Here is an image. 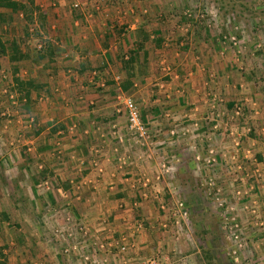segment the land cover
Listing matches in <instances>:
<instances>
[{"label":"crops","instance_id":"1","mask_svg":"<svg viewBox=\"0 0 264 264\" xmlns=\"http://www.w3.org/2000/svg\"><path fill=\"white\" fill-rule=\"evenodd\" d=\"M51 1H47L45 8L38 6L45 15V32L37 27V33L43 35V48L52 50L54 88L59 93V98L52 97L51 106L54 119L50 120L56 123L49 124L48 130L55 129L53 137L60 135V144L71 160L65 165L58 163L61 170L54 165L61 174H54L55 170L46 164L49 157L42 162L45 168H40L44 175L49 171L58 181L53 183V190L68 195L76 183L75 188L87 192V200L74 203L78 215L74 220H80L91 233L101 231L105 237L110 233L118 237L131 230L128 235L132 259L123 256L122 261L117 260L116 251L108 252L110 264H128L133 259L137 263V257H153L164 244L171 250L173 242L164 229L169 226L167 211L162 215L159 208L162 201H169L168 195L174 188L172 177L189 176L191 172L202 178L212 174L229 198L236 199L227 182L231 179L232 169L227 163L231 154L225 151L232 143V132L242 137L245 158L241 157L244 168L239 175L245 178L237 187L250 194L257 191L249 201L264 214V189L256 185L259 181L255 179L258 173L264 178L262 61L254 59L252 53L249 55L250 50L227 48L218 36L221 28L189 22L184 14L187 6H183L188 0H102L100 11H96L94 3L71 11L67 0H54L53 4ZM114 2L117 6L112 5ZM19 16L23 17V13ZM184 19L187 23L182 22ZM118 77L121 83L117 82ZM120 92L132 97L141 110L149 131L145 146L139 145L129 131L127 112L118 101ZM239 104L244 105L245 116L230 119ZM214 105L226 115L219 118ZM40 115L43 117L44 113L41 111ZM23 126V122L21 128L28 125ZM71 129L75 133L69 135ZM40 138H45L41 143L46 144L45 131L25 144L37 145ZM82 147H87L88 155ZM195 147L202 157L207 155L208 148L215 147L218 163L210 170L204 166L201 170L195 160ZM14 152L26 172L29 158L20 151ZM123 157L127 158L126 166L120 162ZM163 163L173 169L158 182ZM146 176L152 181L148 186L144 183ZM135 194H139V204L133 211ZM246 215L241 216V223L250 230L253 226L249 225L264 221V217ZM44 222L48 224L47 219ZM253 236L264 244V230L258 234L254 231ZM26 247L21 253L16 252L21 264H53L55 259L58 264L68 263L60 248L41 256L36 247L34 253ZM4 254L8 264H13V252L10 256L7 251ZM76 254L70 256L73 264L81 260ZM35 258L40 262H34ZM166 258L169 260H163Z\"/></svg>","mask_w":264,"mask_h":264},{"label":"rangeland","instance_id":"2","mask_svg":"<svg viewBox=\"0 0 264 264\" xmlns=\"http://www.w3.org/2000/svg\"><path fill=\"white\" fill-rule=\"evenodd\" d=\"M28 1L30 0H25L24 3ZM47 1L50 2V0H34V18L39 23L37 25L33 21L29 26H25V19L20 17L19 14L13 17L14 21L11 24L0 21V38L3 44L9 48L10 42L17 41L21 50L28 56L26 59L17 61L11 59V53L0 56V211H6L12 216L11 225L4 224L3 231L0 233V248L5 247V251H7L9 256L14 254L13 264H21V259L17 253H21L25 246H27V251L31 250L33 253L36 247L40 253L42 252L41 256L44 252L52 251L54 248L59 249L69 242L72 243L69 249L76 247L74 253H77L78 258H81L80 255L83 253H89L94 257H102L104 252L100 251L99 243H96L97 240L92 237L101 235V231L92 232L90 236H84L78 230L81 224L80 220H74L78 218L75 213L76 207L74 203L84 202V199L87 200V192L82 188L79 190L75 188L76 183L72 184L74 191H71L68 195L64 192L60 193L58 190L55 191L53 190V183L57 184L58 181L55 177L50 176L49 171L44 175V170H41L42 167L45 168L44 164H42L44 160L46 161L45 157H49L46 164L50 165L54 170V165L57 166L56 169L59 168L61 170L62 166H58V163L65 165L71 160L70 154L60 144V135L53 137L55 129L48 130L49 124L56 123V121L50 120L54 119V112L51 106L54 102L52 97L59 98V93L56 90L58 88H54L55 77H53L54 73L52 74V69H54V66L51 65L53 63L52 57L48 55L46 48H42L44 50L39 49L44 39L40 32L37 33V27L40 26L43 32L45 30L36 17L40 14L37 7L42 5L45 8L44 5L47 4ZM74 1L67 0V5L70 6L71 11V5ZM77 1L89 4L93 3L94 0ZM110 2H108L109 5H111ZM112 5L117 6L115 2ZM183 6H187L185 9L195 11V14L206 12V17L200 22L210 25L212 28L214 25L221 28V34L218 36H220L219 38L222 39L227 48H233L230 38L235 35L242 41L240 51L241 49L245 52L250 50L247 53L249 55L252 53L254 55L253 58L261 60L264 66V50L259 49L257 46L260 43L264 46V0H188ZM180 9H183V7L181 6ZM2 12L8 13L9 10L2 9L0 13ZM182 22L187 23L185 19ZM245 48L247 49L245 50ZM42 53H47L45 61H39L38 57ZM17 79L21 80L22 83L34 81L36 84L45 86L43 91L32 92L31 97L35 102V109L32 112L23 111L21 92L16 85ZM41 111L44 113L43 117L40 115ZM22 113H28L30 116L23 117ZM19 121L21 122L20 126L18 125L19 127L16 126L15 128L14 125L18 124ZM23 122L25 127L28 125L26 129L21 128ZM44 131L46 144L41 143L45 138H40V142L37 145L36 143L29 144V146L25 144L26 140L34 141V138H37ZM72 133H75L74 129L69 130V135H72ZM81 149L85 152V156L89 154L87 147H82ZM231 150L229 143L225 151L230 155ZM14 151H20V154L29 158L30 167H27L26 172L23 170L21 158L19 159L15 156ZM195 151L197 154L198 149H195ZM244 159H241L238 164L244 166ZM196 163L200 165L201 170H203V166L209 170L215 166H207L197 160ZM227 163L230 164L233 170L232 164L230 162ZM176 164L178 166L182 163H174L173 165L176 166ZM99 165L98 162L96 166ZM232 170H230L231 179L227 182H229L231 193L234 192L235 200L229 198L228 194L225 193V189L220 185L218 178L212 174L202 178L191 172L189 176L172 177L170 181L173 179V191L170 195L167 194L169 201L164 200L161 202L159 211H167L166 221L169 224L167 232H169L173 247L168 250L167 245L164 244L163 248L159 251L156 250V254L153 257L148 255L142 259L139 257L141 260L137 257V263L133 259V262L129 261L128 264H146L150 259H157L160 264H264V251L261 252L264 249L263 241L259 238L255 239L253 236L254 231L255 234H258L260 230H264V226L257 225V223L249 225L253 226L254 231H252L253 229L250 230L248 226L241 223L243 214L245 216L248 214V217L251 215V212L245 209L246 205H251L250 196L258 193L256 191L250 194L244 189H239L237 187L238 184L242 183L243 178H245L239 176L243 170L238 173V176H235ZM53 172H55L54 174H61V172L56 170ZM257 175L255 179L259 182H256V185H262L264 189V178L261 173ZM45 180L53 191H44L37 187L38 183H44L46 182ZM211 181L213 182V187L208 185ZM63 183L61 182L60 185L63 186ZM217 190H220L218 197L226 200L223 208L218 207V202H216ZM238 191L242 192L241 195L237 194ZM231 193L230 197L232 198L233 195ZM135 196V199L132 198L133 211L139 204L137 198L139 194H135ZM177 200L185 203L190 214L189 226L184 227L183 231L179 232L173 228V221L170 219ZM161 206H164V209ZM262 213L263 211L258 212L256 209L254 215L261 218L264 217ZM162 215H164V212ZM69 216L73 220L64 223V220ZM231 216H235L243 228L242 239L245 249L239 252L238 263L235 262L231 254V246L234 243L228 239V233L224 227L226 219ZM46 219L48 221L47 225L44 222ZM129 222L133 221H126V223ZM130 231L128 230L125 233L126 237H128L129 249L125 255H118L119 252L116 250L115 257L117 256V260L122 261L123 256L126 259H132L131 252L133 248L131 246L132 242H129L128 235ZM69 232L74 234L72 238H66ZM112 235L114 233H110L106 237L103 235L100 237L101 239L103 238V242L109 243V237ZM113 239H118V237L115 235ZM64 248H60V250H64ZM17 255L18 257L16 258L15 256ZM163 257H169V260L167 258L163 260ZM66 259L68 263L65 264H73L71 261L72 257ZM38 261L40 262L39 258L34 262ZM54 262L58 264L56 259L53 264ZM79 263L80 260H77V264Z\"/></svg>","mask_w":264,"mask_h":264},{"label":"built area","instance_id":"3","mask_svg":"<svg viewBox=\"0 0 264 264\" xmlns=\"http://www.w3.org/2000/svg\"><path fill=\"white\" fill-rule=\"evenodd\" d=\"M101 2L102 0H94L93 3L95 5V9L96 11H100L101 9ZM84 4L81 3L80 1L75 0L72 5V11H76V10H81L83 9ZM147 11H145L146 13ZM185 17L189 20V21H203V19L206 17V12H200L195 14L192 10H186L185 11ZM213 15V14H212ZM88 16H92V14H89ZM231 44L233 49H237L239 50L241 47V39L237 38V36L233 35L230 38ZM259 49L264 50V46L263 44H258L257 45ZM43 48V44H41L39 46V49L41 50ZM120 77L117 78V82H120ZM121 83V82H120ZM13 98V97H12ZM118 101L121 102V104L123 105V107L125 108L126 112H127V120H128V125H129V131L132 133V135H134L136 137V141L139 145L141 146H145L147 144V141L149 139V131H148V126L146 124V122H144L143 117H142V113L141 110L139 108V106L137 105V103L135 102V100L130 97V96H125L122 92H120V95L118 97ZM217 102H224L223 100H219ZM214 111L217 112V115L219 118L224 117L226 115L225 112L219 110V107H217L216 105H214L213 107ZM244 105L239 104L235 107V109L233 110V114H231L230 119L232 120H238V119H242L244 117ZM231 136H233V140L231 141V156L229 157V162L232 164L233 166V173L235 176H238V173L243 170V166L239 165L238 163L240 162V160L242 159L241 157H243V153H242V137L241 136H237L234 132L230 133ZM198 149V148H195ZM217 150L215 147H210L208 148L207 151V155L205 157H202L200 154H197L196 160L198 162H202L204 165L207 166H213L216 165L217 162ZM227 157V156H226ZM121 164L126 166L127 165V158L123 157L120 160ZM96 166V165H95ZM98 167V166H96ZM162 172L161 174H159V176L157 177L158 181L162 180V177L169 175L172 172V165H168L167 163H163L162 167ZM209 178H213V177H209ZM212 180V179H211ZM151 179L146 176V178L144 179V183L146 186L152 184L151 183ZM210 187H213V182L211 181L208 184ZM215 185V183H214ZM38 187L40 189L45 190H50V185L49 183L46 181L44 183H40L38 185ZM136 188V187H134ZM241 191H238L237 194L241 195ZM220 194V190H217V196H216V202H218V207H225V201L223 200L221 197H218ZM254 205V204H253ZM251 205H246L245 209L247 211H250L251 214H255L256 213V205L254 206ZM164 209V208H163ZM172 214L170 219L173 221V228L175 230L179 231H183L184 227H188L189 226V220H190V214L185 206V203L183 201L177 200L174 206V209L172 210ZM255 216V215H254ZM73 220L72 217H67L66 220H64L66 222H71ZM83 224L79 225L78 230L81 232L82 235L84 236H90L91 231L86 227V226H82ZM257 225L260 226H264V221H261L260 223H257ZM225 230L228 233V239L230 240V242L234 243L233 246H231L232 251V257L235 260V262H239L238 259V255L239 252L242 249H245V245H244V241L242 239L243 236V228L242 225L240 223H238V221L236 220L235 216H231L229 217V219H226L225 222ZM138 229L141 228V226H137ZM165 230H168L167 226L164 227ZM74 236V234L72 232H69L66 236V238H72ZM95 236V235H94ZM92 236L93 238H95V240H97L96 243H99V249L101 252L104 253V255L102 257H94L93 255H90L89 253H83L81 255V260H80V264H110V258L108 257L107 253L108 252H113V251H118L120 255H125V253H127L128 249H129V245H128V237H126V235H119L118 239H113L114 235H112L111 237H109V243H106L105 241L103 242V238L101 239L100 236L102 235H97V236ZM69 247H66L63 250V255L66 256L67 258H70L71 254L76 251V247L69 249ZM146 264H160L159 261L157 259H150L148 260V262Z\"/></svg>","mask_w":264,"mask_h":264},{"label":"trees","instance_id":"4","mask_svg":"<svg viewBox=\"0 0 264 264\" xmlns=\"http://www.w3.org/2000/svg\"><path fill=\"white\" fill-rule=\"evenodd\" d=\"M2 9L9 10L8 13H3V12L0 13V21L3 23L11 24L14 21L13 17L20 13H23V18L25 19V26L27 25L29 26L31 23H33V21L35 22L34 0H30L26 3H24L23 0L22 1L0 0V11ZM37 9L39 8L37 7ZM36 17L38 18V21L41 23V26L44 27L46 22L45 15H43L40 12L39 16ZM47 50H48L47 52L49 53L48 55L52 57L51 48L50 49L47 48ZM10 53H11L10 57L13 61L28 58V56H26L25 53L21 50V47L17 41L10 42V47L8 48L3 44L2 39L0 38V56ZM46 57H47V53H42L38 58L39 61H45ZM128 62L131 63V59ZM16 85L21 92V102H23L22 103L23 111L32 112L35 109V102L34 100H32L31 94L34 91L36 92L43 91L45 86L36 84L34 81H27L26 83H22L21 80L19 79H17ZM11 223H12L11 214L6 211H0V233H2L3 231L4 224H8L10 226ZM4 251H5V247L0 248V264H8L7 255L4 254Z\"/></svg>","mask_w":264,"mask_h":264}]
</instances>
